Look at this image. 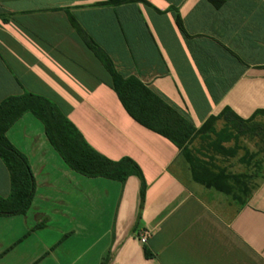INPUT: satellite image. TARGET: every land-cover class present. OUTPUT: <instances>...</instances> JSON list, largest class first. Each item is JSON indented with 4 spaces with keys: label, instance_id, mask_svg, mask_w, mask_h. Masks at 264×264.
I'll return each mask as SVG.
<instances>
[{
    "label": "crops",
    "instance_id": "1",
    "mask_svg": "<svg viewBox=\"0 0 264 264\" xmlns=\"http://www.w3.org/2000/svg\"><path fill=\"white\" fill-rule=\"evenodd\" d=\"M105 1L0 0V103L24 92L50 100L92 150L138 165L142 206L137 177L120 184L71 171L25 113L6 137L28 159L35 192L25 215L0 216V264L107 255V264H264V180L241 208L193 182L178 149L128 116L68 17L118 74L198 129L224 109L244 120L264 111V0ZM9 195L0 160V197Z\"/></svg>",
    "mask_w": 264,
    "mask_h": 264
},
{
    "label": "trees",
    "instance_id": "2",
    "mask_svg": "<svg viewBox=\"0 0 264 264\" xmlns=\"http://www.w3.org/2000/svg\"><path fill=\"white\" fill-rule=\"evenodd\" d=\"M132 3L146 2L106 0L103 6L117 7ZM68 17L78 35L110 75L112 90L128 116L178 149L193 182L221 193L238 207H243L264 180V125L254 121L255 117L264 116V111H257L244 120L229 109H224L196 129L138 79L118 74L111 62L85 40L74 19L69 14ZM25 113L41 123L48 142L71 171L86 178H104L120 184L130 176L137 177L142 206L145 183L134 161L126 157L112 161L98 154L86 144L54 103L42 96L24 92L0 103V160L10 178V195L5 199L0 197V216L25 215L34 197L35 181L28 159L6 137L8 129ZM217 123H221L220 129L216 128ZM243 139H256V150L250 151L242 145ZM195 142L196 145H193ZM240 151L243 153L238 157ZM234 158H237L236 164L241 165L243 171H232L234 165L230 161ZM224 159L228 162L226 166ZM44 225L42 222L36 229L41 230ZM143 253L146 258L151 257L146 247H143Z\"/></svg>",
    "mask_w": 264,
    "mask_h": 264
},
{
    "label": "rangeland",
    "instance_id": "3",
    "mask_svg": "<svg viewBox=\"0 0 264 264\" xmlns=\"http://www.w3.org/2000/svg\"><path fill=\"white\" fill-rule=\"evenodd\" d=\"M260 123L264 125V118H261V119H260ZM216 128H217V129H220V128H221V123H217ZM242 144H243V145H246L247 148H249V149L254 148V146H252V145H253V141H252V142H249L248 140H243V141H242ZM193 145H196V142H195ZM254 149H255V148H254ZM252 150H253V149H252ZM233 170H234V171H237L238 168H235V169H233ZM108 260H109V257L106 258V256H103L102 259L100 260V263H101V262H105V261L108 262Z\"/></svg>",
    "mask_w": 264,
    "mask_h": 264
},
{
    "label": "built area",
    "instance_id": "4",
    "mask_svg": "<svg viewBox=\"0 0 264 264\" xmlns=\"http://www.w3.org/2000/svg\"><path fill=\"white\" fill-rule=\"evenodd\" d=\"M146 235H143L141 238H140V242L144 243L145 242V239H146Z\"/></svg>",
    "mask_w": 264,
    "mask_h": 264
}]
</instances>
